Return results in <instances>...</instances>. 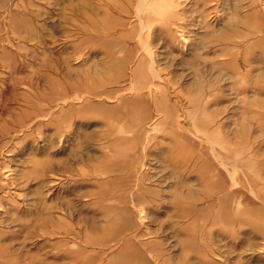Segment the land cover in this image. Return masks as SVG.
Segmentation results:
<instances>
[{
    "label": "rangeland",
    "instance_id": "rangeland-1",
    "mask_svg": "<svg viewBox=\"0 0 264 264\" xmlns=\"http://www.w3.org/2000/svg\"><path fill=\"white\" fill-rule=\"evenodd\" d=\"M0 264H264V0H0Z\"/></svg>",
    "mask_w": 264,
    "mask_h": 264
},
{
    "label": "bare ground",
    "instance_id": "bare-ground-1",
    "mask_svg": "<svg viewBox=\"0 0 264 264\" xmlns=\"http://www.w3.org/2000/svg\"><path fill=\"white\" fill-rule=\"evenodd\" d=\"M1 249H2V248H0V252H1ZM0 263H1V260H0Z\"/></svg>",
    "mask_w": 264,
    "mask_h": 264
}]
</instances>
